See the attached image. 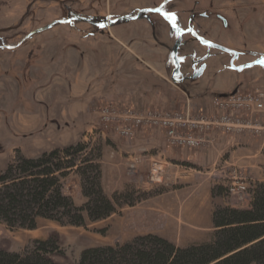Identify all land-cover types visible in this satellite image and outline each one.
<instances>
[{
    "label": "crops",
    "instance_id": "crops-1",
    "mask_svg": "<svg viewBox=\"0 0 264 264\" xmlns=\"http://www.w3.org/2000/svg\"><path fill=\"white\" fill-rule=\"evenodd\" d=\"M133 21L138 22H128L126 33L121 30L120 42L124 43V37L129 38L127 41L132 36L138 38L137 28L147 27L150 35L144 33L141 45L136 42L133 47L115 46L110 39V46L103 48V57L99 60L92 59L85 50L69 49L46 62L43 76H40L42 87L33 94L37 106L25 108L23 116L17 115L20 111L11 113L9 136L22 134L26 142L33 143L34 146L29 143L25 151L15 150L27 158L82 142V139L93 141L96 137L102 138L103 143L99 147L100 180L115 183L116 188L132 181L143 183L150 163L160 160L168 172H174L172 181L190 190L184 196L177 194V200H171L167 205H157L155 201L145 199L129 206L128 209H135V217L128 219L131 226H214L213 207L224 201L222 194L213 195V188L221 177L219 166H215L224 159V162L247 165L254 172L260 169L264 163V154L259 157V152H264V132L253 139L248 135L211 132L206 146L178 149L166 144L161 129L140 130L131 140L112 133H93L92 129L100 106L107 101L142 112L158 109L208 113L215 96L256 89L264 93V66L257 63L261 56L256 57L264 49L257 50L258 45H240L238 48L245 54L238 55L229 67L221 56L209 53L210 49L203 47L204 51L207 49V55H211L214 61L217 59L219 64L208 68L207 62L198 69L194 66L195 61H182L181 54L188 48L169 49L166 43H161L146 19ZM244 57L247 61L241 60V63L240 59ZM239 64H242L241 68H238ZM223 74L226 79L221 76ZM256 119L264 125V109ZM39 129L43 137H38L36 131ZM46 136L47 139L44 138ZM12 148L15 149L16 145ZM131 164H134V169L129 170ZM184 164L210 171H204L198 177Z\"/></svg>",
    "mask_w": 264,
    "mask_h": 264
},
{
    "label": "rangeland",
    "instance_id": "rangeland-1",
    "mask_svg": "<svg viewBox=\"0 0 264 264\" xmlns=\"http://www.w3.org/2000/svg\"><path fill=\"white\" fill-rule=\"evenodd\" d=\"M158 1L160 0H0V30L6 39L5 43L11 45L17 43L28 32L46 26L54 20H64L68 18V15L79 14L99 21H108L122 14H129L134 8L150 6ZM173 5L174 9L180 10L178 19L183 25L189 9H194L196 18L193 27L200 42L188 34L177 38L176 35L168 32V27L164 28L162 25L156 26L157 31L153 30L159 36L161 43H166L169 49L188 48L186 53L181 54L182 61H195L194 66L198 69H201V66L207 62L206 67L208 68L219 64L217 59L214 61L211 55H207V49L204 51L203 47L209 48V53L215 52L217 56H221L229 67L234 64L232 55L218 49L219 47L229 49L238 55L245 54L238 48L242 44L252 47L258 45L257 50L259 51L264 49V0H175ZM200 12L207 13L208 16H200ZM218 16L225 20V24ZM132 22L137 23L138 21ZM127 23H119L106 29L94 28L84 22L57 24L31 36L13 50L0 49V168L4 169L8 160H12L19 153L15 151L17 148L25 151L30 146L31 142H26V137L22 134L13 135L15 142L11 141L13 137L9 136L11 133L9 132L10 116L13 111H20L17 115L23 116L25 108L30 109L31 106H37L38 103L33 99V94L42 87L41 77L45 63L69 49L85 50L92 59L95 57L99 60L103 57V48L110 46V39L115 46L133 47L136 42L137 45L143 44L141 41H144V33L150 35L147 27L137 28L140 34L138 38L132 36L127 41L129 38L124 37V43L120 42L119 36L123 35L121 30L124 29L126 33L129 26ZM165 38L169 40L164 42ZM208 43H213L218 48L206 46ZM256 55V57L263 58L264 50ZM250 58L253 57L248 59ZM241 60L242 62L247 61V58L240 59V62ZM237 66L241 68L242 64ZM221 76L226 79L225 74ZM106 104H112V102L107 101L103 106ZM210 106V112L201 114L210 115L213 112L212 101ZM36 132L38 137H43L39 134L40 129ZM242 135H248L250 139L254 137V134L250 133ZM44 138L47 139V136ZM81 141L85 144V151L73 154L70 159L74 158L82 170L86 171L85 168L89 164L84 161H93L94 164L99 162L100 154L97 150L102 145L103 139L96 137L93 141L90 139ZM31 144L34 146L33 143ZM12 145H16V148H12ZM263 154L264 152L260 151L259 157H263ZM261 164L260 169L254 172L247 165L232 161L224 162L222 159L220 165L215 166L216 168L219 166L221 177L214 190L222 194L224 201L223 204L214 206L213 211L216 207L224 206L238 209L248 208L253 190L259 184L264 183V163ZM184 165L190 167L193 174L198 177L204 174V171H210L193 164ZM165 166H163L164 174L160 182L150 181L148 168L143 183L132 181L120 184L116 188L115 183H104L99 180L98 185L108 197L116 191H126L134 201L133 206L145 199L150 202L155 201L157 205H167L171 200H177L175 198L177 194L184 196L190 189L172 181L171 176L174 172L170 170L168 172ZM233 168L247 172L254 180L253 187L240 196L231 195L227 190L228 178ZM80 174L81 168L80 171L73 169L61 180L62 193L69 196L75 206H81L86 200L82 193L83 182ZM86 174L87 177H94L95 172L89 171ZM128 207L129 205L122 203L112 214L113 218H109L111 215L98 221H91L84 214L85 222L79 226L59 223L42 217L36 219V226L33 229L9 227L0 221V249L21 254L31 249L36 241L57 238L60 251L58 255H54V259L62 263H71L78 261L80 253L86 248L122 245L132 241L135 237L147 234L160 236L175 244L176 247L184 248L212 239L216 231L214 226H131L128 219L132 220V217H135V209H128Z\"/></svg>",
    "mask_w": 264,
    "mask_h": 264
},
{
    "label": "trees",
    "instance_id": "trees-1",
    "mask_svg": "<svg viewBox=\"0 0 264 264\" xmlns=\"http://www.w3.org/2000/svg\"><path fill=\"white\" fill-rule=\"evenodd\" d=\"M85 149V144L78 142L35 158L17 153L0 170V221L9 227L33 229L36 219L42 217L79 226L84 224L85 215L98 221L111 216L122 203L133 206L126 191L108 197L101 190L99 162L84 161L89 164L84 171L70 159ZM80 168L86 200L75 206L62 193L61 180ZM89 171L95 172L94 177L85 175ZM217 194L221 193L213 188V195ZM212 218L216 228L212 239L184 248L147 234L122 245L86 248L78 261L62 263L54 259L60 251L57 238H49L36 241L21 254L0 249V264H264V183L253 190L248 208L216 207Z\"/></svg>",
    "mask_w": 264,
    "mask_h": 264
},
{
    "label": "built area",
    "instance_id": "built-area-1",
    "mask_svg": "<svg viewBox=\"0 0 264 264\" xmlns=\"http://www.w3.org/2000/svg\"><path fill=\"white\" fill-rule=\"evenodd\" d=\"M213 112L209 114L186 111L137 112L132 108L106 104L98 111L97 124L93 133H112L119 138L131 140L140 130L161 129L166 144L171 148L199 149L210 142L211 132L242 135H260L264 125L256 115L264 109V93L258 89L246 92L231 91L212 99ZM96 129V130H94ZM134 169V164H131ZM164 167L160 160L150 163L149 179L160 182ZM254 185L250 174L233 168L228 178V193L242 195Z\"/></svg>",
    "mask_w": 264,
    "mask_h": 264
},
{
    "label": "flooded vegetation",
    "instance_id": "flooded-vegetation-1",
    "mask_svg": "<svg viewBox=\"0 0 264 264\" xmlns=\"http://www.w3.org/2000/svg\"><path fill=\"white\" fill-rule=\"evenodd\" d=\"M174 1L175 0H160L156 4H152L150 6L134 8L131 11V15L135 16L137 14L138 10L149 9L152 12H142L141 18H139V19H146L145 17L148 16L149 20H147V21L149 22V25L151 26L152 29L155 30L156 26L162 25L164 28L168 27V32H170L173 35H176L177 38H180V37L184 36L185 34H188L190 36H193V38L197 39L200 42L199 38L197 37L198 35L196 34L197 32L195 31V28L193 27V25H195L194 19L196 18V13L194 12V9H192V8L189 9L187 19L183 25L181 20L178 19L179 14H180V10L174 9V7H173ZM197 5H194V7H197ZM122 15H124V14H122ZM199 15L203 16V17L208 16V14L204 13V12H200ZM71 16L72 15H68V18H70ZM68 18H65V19H68ZM218 18H220L221 22H223V18L221 16L220 17L218 16ZM129 22H131V21H129ZM154 30H153V32L157 31V30H155V31ZM30 32L25 34L17 43L10 45V44L5 43L6 39L4 36H2V31L0 30V49L13 50L17 46H21V44L24 43L25 40L31 38V36L26 38ZM18 43H20V45H17ZM225 53L231 54L232 60H235L238 57V54L233 52V51L225 52Z\"/></svg>",
    "mask_w": 264,
    "mask_h": 264
},
{
    "label": "water",
    "instance_id": "water-1",
    "mask_svg": "<svg viewBox=\"0 0 264 264\" xmlns=\"http://www.w3.org/2000/svg\"><path fill=\"white\" fill-rule=\"evenodd\" d=\"M142 12H152V11L149 10V9L138 10L137 14L135 16H132L131 13H129V14L127 13V14H124V15H120L118 17H114V18H112V19H110L108 21H99V20L91 18V17L81 16V15L77 14V15L71 16L68 19L54 20L51 23H49L48 25H46V26H43V27H40V28H37V29L31 31L27 35L26 38H28L30 36H33L35 34H39V33L43 32V31H46V30L54 27L57 24H72L73 22H84V23H87V24L91 25L92 27L98 28V29L111 28L113 26H116L119 23H126V22H129V21H133V20H137V19L141 18V13ZM145 18H146V20H149L148 16H146ZM223 21H225V20L223 19ZM20 43H18L17 45H20ZM208 45L216 47L213 43H208ZM219 48L221 50L225 51V52H230L231 51L229 49H225V48H222V47H219Z\"/></svg>",
    "mask_w": 264,
    "mask_h": 264
},
{
    "label": "snow or ice",
    "instance_id": "snow-or-ice-1",
    "mask_svg": "<svg viewBox=\"0 0 264 264\" xmlns=\"http://www.w3.org/2000/svg\"><path fill=\"white\" fill-rule=\"evenodd\" d=\"M261 66H264V60L257 61Z\"/></svg>",
    "mask_w": 264,
    "mask_h": 264
}]
</instances>
